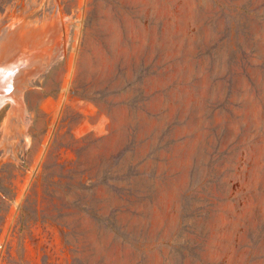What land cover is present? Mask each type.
<instances>
[{
  "label": "rangeland",
  "instance_id": "1",
  "mask_svg": "<svg viewBox=\"0 0 264 264\" xmlns=\"http://www.w3.org/2000/svg\"><path fill=\"white\" fill-rule=\"evenodd\" d=\"M0 42V264H264V0H0Z\"/></svg>",
  "mask_w": 264,
  "mask_h": 264
},
{
  "label": "bare ground",
  "instance_id": "2",
  "mask_svg": "<svg viewBox=\"0 0 264 264\" xmlns=\"http://www.w3.org/2000/svg\"><path fill=\"white\" fill-rule=\"evenodd\" d=\"M22 23H23V22H22ZM54 23H55V22H54ZM56 23H57V22H56ZM56 23H55V24H56ZM23 25L25 26L26 24H23ZM53 25H54V24H53ZM53 25H52V27H53ZM19 26H20V25H19ZM21 26H22V25H21ZM63 26H64V24H63ZM55 27H56V26H55ZM57 27H58V26H57ZM18 28H19V27H17V29H15V30L17 31ZM20 28H21V27H20ZM20 28H19V29H20ZM23 28H24V27H23ZM23 28H21V29H23ZM25 28H26V27H25ZM21 29H20V32H22ZM50 29H51V28H50ZM50 29H48V30L50 31ZM56 29H57V28H55V30H56ZM60 29H61V28H60ZM57 30H58V29H57ZM18 31H19V30H18ZM49 31H47V33H48ZM51 31H53V30L51 29ZM14 32H15V31H14ZM14 32H13V35H14ZM45 33H46V32H45ZM51 33H52V32H50V34H51ZM53 33H54V31H53ZM56 33H57V32H56ZM21 34H22V33H21ZM31 34H32V38H33V35L35 36L37 33H36V34H35V33H34V34L31 33ZM43 34H44V33H43ZM57 34H58V33H57ZM57 34H56V35H57ZM5 35L7 36L8 33H6ZM13 35H11V36H13ZM19 35H20V34H19ZM22 35H23V34H22ZM22 35H21V36H22ZM25 35H27V34L25 33ZM47 35L49 36V34H47ZM54 35H55V34H54ZM58 35H59V34H58ZM58 35H57V36H58ZM9 36H10V35H9ZM11 36H10V38H9L8 40H11ZM24 37H26V36H24ZM37 37H38V36H37ZM46 37H47V36H46ZM49 37H50V36H49ZM55 37H56V36H55ZM60 37H61V36H60ZM6 38H7V37H6ZM27 38H28V36L26 37V40H27ZM57 38L59 39V37H57ZM12 39L14 40V37H13ZM23 39H24V38H23ZM38 39H39V38H38ZM42 39H45V38H42ZM42 39H41V41H42ZM51 39H53L52 36H51ZM35 40L38 41V40L36 39V37H35ZM35 40H34V41H35ZM2 41H3V39H2ZM14 41H15V40H14ZM28 41H29L28 44H29V43L32 44V45L29 44V47L32 48L31 50H34L33 48H35V47L33 46V43L30 42V38L28 39ZM48 41H49V40H48ZM20 42H21V41H20ZM24 42H25V41H24ZM44 42H45V41L43 40V42L41 43V42H40V39H39V43H37V44H38V46H39L40 43H41V45H42ZM52 42H53V40H52ZM4 43L8 44L9 47H10V44H11V43H10V44L7 43V42H4ZM35 43H36V42H35ZM35 43H34V45H35ZM55 43H56V42H55ZM0 44H1V42H0ZM6 44H4V45H6ZM18 44H19V43H18ZM18 44H17V41H16V45H18ZM37 44H36V46H37ZM53 44H54V43H53ZM58 44H59V43H58ZM19 45H20V44H19ZM21 45H22V48H23V47H24V46H23L24 44H21ZM47 45H49V44H47ZM56 45H57V44H56ZM59 45H60V44H59ZM1 46H2V44H1ZM32 46H33V47H32ZM45 46H46V45H45ZM45 46H44V47H45ZM4 47H5V46H4ZM4 47H3V49H4ZM11 47H12V45H11ZM27 47H28V46H27ZM47 48H48V47H47ZM47 48H44V49H42V50H46ZM54 48H55V45H54ZM19 49H20V48H18L17 50H19ZM50 49H51V48H49V50H50ZM55 49H56V48H55ZM1 50H2V48H1ZM5 50H7V48H5ZM26 50H28V51H26ZM49 50H48V51H49ZM52 50H53V49H52ZM56 50H57V49H56ZM7 51H8V50H7ZM15 51H16V48H15ZM23 51H24V49H23ZM19 52H20V51H18V53H19ZM24 52L29 53V49H26V48H25V51H24ZM36 52H37V51H36ZM46 52H47V51H46ZM11 53H12V51H11ZM13 53H14V52H13ZM18 53H16V54H18ZM22 53H23V52H22ZM22 53H21V54H22ZM26 53L23 55V57L25 56V57L23 58V59H25V60H27V59H26V58H27V54H26ZM49 53H52V52H49ZM19 54H20V53H19ZM31 54H32V52H31ZM31 54H29V56H30ZM35 54H36V53L33 52V55H35ZM37 54H38V53H37ZM2 55H3V54H2ZM7 55H9V54H7ZM33 55H32V56H33ZM4 56H5V55H4ZM9 56H10V55H9ZM12 56H13V54H12ZM18 56H19V55H18ZM18 56H17V57H18ZM45 56H47V55L45 54ZM49 56H50V55H49ZM13 57H14V56H13ZM33 57H35V56H33ZM33 57H32V58H33ZM36 57H37V56H36ZM43 57H44V53H43ZM47 57H48V56H47ZM1 58H3V57H1ZM15 58H16V57H14V60H16ZM18 58H20V57H18ZM29 58H30V57H29ZM29 58H28L27 61H30ZM32 58H30V59H32ZM38 58H40V57H37V59H38ZM48 58H49V57H48ZM48 58H47V59H48ZM34 60H35V59H34ZM48 60H49V59H48ZM4 62H6V61H4ZM14 62H15V61H12L11 64L5 63L6 66H4V67L1 66V67H0V87H2V89H3V90H1V94L5 95V96L7 95V93L9 94V92H10V91L8 90V88H9V81H10V80H9V79H10V76H9V70H10V68H9V66H10V65H13ZM20 63H21V62H20ZM27 63H28V62H27ZM29 63H30V62H29ZM29 63H28V64H29ZM3 64H4V63H3ZM23 64H24V62H23ZM7 66H8V67H7ZM15 66L17 67V65H15ZM20 66H21V65H20ZM24 67H25V66H24ZM28 67H29V66H27V69H28ZM13 69H15V68H13ZM27 69H26V70H27ZM11 70H12V69H11ZM15 70H19V69H15ZM12 71H13V70H12ZM12 74H14V72H13ZM11 76H12V75H11ZM13 76H14V75H13ZM13 76H12V78H13ZM12 84H13V83H12ZM12 84H11V86H12ZM12 89H13V88H12ZM7 90H8L9 92H8ZM9 95L11 96L12 94L10 93ZM9 95H8V96H9ZM11 97H12V96H11ZM12 98H13V97H12ZM19 101H20V100H17L16 102L19 104ZM17 106H18V105H17ZM17 106H16V107H17Z\"/></svg>",
  "mask_w": 264,
  "mask_h": 264
},
{
  "label": "water",
  "instance_id": "3",
  "mask_svg": "<svg viewBox=\"0 0 264 264\" xmlns=\"http://www.w3.org/2000/svg\"><path fill=\"white\" fill-rule=\"evenodd\" d=\"M4 98H5V97H3V98H0V104L2 103V101L4 100Z\"/></svg>",
  "mask_w": 264,
  "mask_h": 264
}]
</instances>
